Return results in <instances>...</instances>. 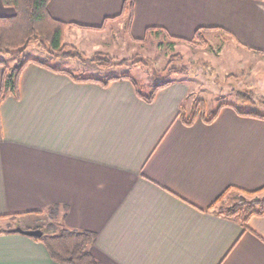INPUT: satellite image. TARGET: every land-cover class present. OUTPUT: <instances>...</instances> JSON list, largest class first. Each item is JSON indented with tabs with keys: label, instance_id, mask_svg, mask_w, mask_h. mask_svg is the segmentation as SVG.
I'll return each mask as SVG.
<instances>
[{
	"label": "crops",
	"instance_id": "obj_1",
	"mask_svg": "<svg viewBox=\"0 0 264 264\" xmlns=\"http://www.w3.org/2000/svg\"><path fill=\"white\" fill-rule=\"evenodd\" d=\"M47 11L69 25L64 41L127 20L133 43L149 29L172 46L202 30L264 64V0H49ZM14 13L0 0V17ZM238 68L252 89L258 67ZM182 77L147 103L127 79L74 81L27 64L17 95L0 102V222L35 227L34 212L57 206L58 226L93 234L98 264H264V216L243 223L211 208L228 187H264V118L223 106L186 125L180 114L197 102L186 106ZM15 227L0 228V264H59Z\"/></svg>",
	"mask_w": 264,
	"mask_h": 264
},
{
	"label": "trees",
	"instance_id": "obj_2",
	"mask_svg": "<svg viewBox=\"0 0 264 264\" xmlns=\"http://www.w3.org/2000/svg\"><path fill=\"white\" fill-rule=\"evenodd\" d=\"M3 6L13 8L15 13L10 17H0V54L18 57L22 55L35 41L38 49L48 55L50 59H74L80 62H92L98 69L109 70L114 67L133 68L137 65H143L147 69V78L153 81L154 87L150 93L143 92V85L139 86L137 82L129 76H112L106 80L96 78H85L80 75L76 76L72 73L55 69L49 65L27 59L18 65L9 66L5 61L0 60L3 68L0 84V102L8 96H16L18 93V77L21 70L29 63L46 67L53 71L65 73L74 81H98L102 85H107L110 81L127 79L129 80L135 93L145 102L150 103L155 94L171 84L172 76H185L191 71V67L182 63L180 54H173L169 57L166 65L157 70L151 66V59L146 57L133 56L128 59H116L109 53L95 52L87 57L82 51L72 44L64 41V36L68 24L53 19L48 11L47 4L49 0H1ZM106 21V20H105ZM155 33L161 34V30L149 29L147 35ZM202 30H197L194 40L202 39ZM181 41V40H177ZM183 41V40H182ZM172 46V44H171ZM178 61V64L176 63ZM149 70V71H148ZM242 84V83H241ZM234 96L245 104L255 105L262 104L263 99H257L252 89H233ZM223 106H233L231 104H221L214 113L206 115L201 102L197 105L192 113L187 115L184 111L180 114L181 121L186 124H192L199 116L203 122L211 123L218 115L219 110ZM235 110L239 115H252L259 118L264 116L252 113H245ZM264 191V187L247 191L236 187H228L213 202L211 208L216 207V212L224 218L246 223L251 217L264 216V197L260 194ZM229 194L235 196V200L229 206H222V202ZM219 205V206H218ZM43 212H34V221L43 219ZM47 214L51 219H56L59 215L57 206H52L47 210ZM12 217H18L12 216ZM36 225V224H35ZM26 229H39L42 235L39 238H33L43 244L50 258L59 264H98L97 260L89 251V246L93 241V234L86 231L69 230L58 226L55 221L47 224L36 225L35 227H27Z\"/></svg>",
	"mask_w": 264,
	"mask_h": 264
},
{
	"label": "rangeland",
	"instance_id": "obj_3",
	"mask_svg": "<svg viewBox=\"0 0 264 264\" xmlns=\"http://www.w3.org/2000/svg\"><path fill=\"white\" fill-rule=\"evenodd\" d=\"M114 29L111 32H105L103 35L92 33L85 35L81 33L83 35L69 36L65 39V42L82 49L87 57L95 52L109 53L116 59H128L133 56L146 57L151 59V66L157 70L166 65L171 55L180 54L183 58L182 63L191 67L189 74L180 79L186 82L191 89L190 98L186 104L187 107L195 101L197 105L201 102L208 116L214 113L219 105L229 103L240 111L264 115V105H262L264 102L255 105L245 104L237 99L232 92L233 89H249L241 79L237 78L240 76V68H238L240 65L243 66L242 71L246 73L250 72V68L253 70L258 67L256 70L261 76H251L252 81H255L252 91L258 100L263 97L264 64L254 65L256 60H249L230 39H226L219 34H212L204 35L205 37L198 39V41L179 42L171 46V42L165 36L150 33L142 42L133 43L128 36L127 20L118 21ZM101 36H103L102 39H100ZM89 37L94 39V42L87 41ZM36 45L35 41L31 42L29 48L18 57L0 54V60L5 61L9 66H13L27 59H33L56 69L66 70L76 76L80 75L81 77L100 80H106L112 76L126 75L134 79L139 86L143 85L145 94L150 93L154 87L153 81L147 78V69L143 65H137L133 68L114 67L109 70H101L88 61L83 63L74 59H50ZM176 63L178 64L177 60ZM230 82H233L232 85H230ZM239 82H242V84H239ZM185 113L189 115L190 110L187 109ZM260 195L264 197V191ZM234 200L235 196L229 194L220 205L229 206ZM48 216L46 211L42 216L43 219L31 222V224L43 226L48 222L55 221V219L53 220ZM14 223L15 226L24 229L29 225L23 220L18 223L16 220L10 219L0 222V228L12 226Z\"/></svg>",
	"mask_w": 264,
	"mask_h": 264
},
{
	"label": "water",
	"instance_id": "obj_4",
	"mask_svg": "<svg viewBox=\"0 0 264 264\" xmlns=\"http://www.w3.org/2000/svg\"><path fill=\"white\" fill-rule=\"evenodd\" d=\"M10 232H15V233H20L29 237H33V238H39L42 235V231L39 229H22L20 227H15L13 229L9 230Z\"/></svg>",
	"mask_w": 264,
	"mask_h": 264
}]
</instances>
